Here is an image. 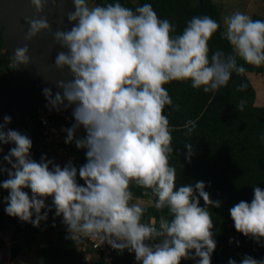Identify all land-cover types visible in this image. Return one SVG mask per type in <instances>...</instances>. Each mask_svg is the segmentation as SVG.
<instances>
[{
  "label": "clouds",
  "instance_id": "1",
  "mask_svg": "<svg viewBox=\"0 0 264 264\" xmlns=\"http://www.w3.org/2000/svg\"><path fill=\"white\" fill-rule=\"evenodd\" d=\"M31 2L43 12L47 0ZM72 2L75 10L66 13L71 28L54 33L56 43L66 49L57 53L54 64L61 72L67 69L71 79L56 81L62 92L53 94L45 87L43 93L57 111L74 106L75 123L65 129V143L86 149L87 162L77 168L71 162L61 167L47 157L35 161L33 141L18 130L5 131L12 117L4 116L0 144L15 145L0 161V172L9 177L0 184L9 190L5 212L38 227L48 217L42 209L52 210L45 202L51 197L55 215L63 217L75 242L81 237L98 239L120 252H134L142 264H181L197 257L196 264H211L217 243L207 206L220 207L221 202L210 199L203 181L177 186V170L170 164L173 129L165 108L178 111L180 106L173 105L165 85L190 80L193 88L203 87L207 93L226 86L233 73L246 72L237 57L264 66V20L240 11L226 17L221 36L232 52L217 50L210 56L209 41L220 29L210 16L192 17L177 35L175 24L161 19L150 3L133 10L118 0L103 6H91L89 0ZM28 24L29 41L51 30L47 17L30 18ZM29 51L28 45L15 49L14 67L31 63ZM246 87L241 84L237 91ZM245 105L241 100L237 109L243 111ZM81 127L86 135L76 138ZM195 127L189 120L186 134ZM185 148L190 162L192 143ZM3 161L11 167H3ZM78 175L84 185L77 182ZM133 184L145 189V195L150 190L155 208H167L171 218L161 215L158 227L155 221L143 222L146 208L133 202ZM230 214L237 231L257 241L264 238V189L255 187L252 201H240ZM229 264L237 261L230 259ZM240 264L264 261L248 255Z\"/></svg>",
  "mask_w": 264,
  "mask_h": 264
},
{
  "label": "trees",
  "instance_id": "2",
  "mask_svg": "<svg viewBox=\"0 0 264 264\" xmlns=\"http://www.w3.org/2000/svg\"><path fill=\"white\" fill-rule=\"evenodd\" d=\"M94 1L95 5L102 6L117 2V0ZM118 2L133 10L137 6L150 3L161 19H169L175 24L174 34L177 35L182 34L192 17L210 16L220 24V29L209 41V55L217 50L225 54L232 52L230 43L221 36L225 27L219 9L212 0H118ZM253 19L264 20V17L254 15ZM12 56V53L3 46L0 36V86L8 80L12 69ZM237 62L244 65L246 72L239 76L233 73L226 86L212 92H204L203 87L193 88L190 80H177L165 85L173 105L180 106L178 111H173L172 106L165 108V115L168 116L173 129L174 151L170 155V164L177 170V186L203 181L210 199L221 202L220 207L207 206L212 215L214 223L212 231L217 243L211 257L215 258L214 262L217 264H229L230 259H235L237 264H240L248 255L264 261V238L257 241L237 231L230 214V209L240 201L249 203L252 201L255 187L264 189V106L255 105V89L247 76L248 72L264 74V66L246 64L239 57ZM241 84H246V89L237 91ZM241 100L246 101L243 111L237 109V104ZM30 114L31 111L28 112V115ZM189 120L196 122L191 135L186 134V124ZM85 135L84 129L76 132V138ZM186 143H192L194 149L190 162L187 158ZM66 147L74 156V166L79 168L87 162L86 149L77 148L74 142L67 143ZM8 178L6 172H0V184ZM77 182L85 184L79 175ZM24 190L28 192L30 189ZM131 190L133 199L149 198L153 201V205L144 207L146 212L142 218L143 222L148 223L153 218L158 227L161 215L171 218L167 208L161 210L155 208L156 198L150 194V190H147L149 195H145L146 190L135 184L131 185ZM8 195L9 190L0 187V232H10L9 260L14 259L23 250H29L37 233L57 229L56 239L43 248L42 264H105L102 261L82 260L76 243L67 236L65 229L60 228L63 217L55 215L52 198H49L48 205L52 210L42 209V212H48V219L41 221L37 227L5 212L7 203L4 197ZM200 206H206L202 197ZM192 251L194 254V250ZM133 257L134 252L127 249L119 251L114 264H127ZM198 259L197 257L196 260ZM184 263L185 259L181 261V264ZM0 264L6 263L0 260Z\"/></svg>",
  "mask_w": 264,
  "mask_h": 264
},
{
  "label": "water",
  "instance_id": "3",
  "mask_svg": "<svg viewBox=\"0 0 264 264\" xmlns=\"http://www.w3.org/2000/svg\"><path fill=\"white\" fill-rule=\"evenodd\" d=\"M55 2L51 4L47 0L43 12H37L31 0H0V36L3 46L13 55L17 47L28 45L31 57V63L28 65L14 67L11 62L12 69L8 80L0 86V95L8 96L5 111L0 109V123L3 122L4 116L12 117V122L6 125L5 131L18 130L27 135L26 114L35 109L45 108L49 104L43 89L50 87L53 94L62 92L56 86V81L71 79L67 69L61 72L54 64L57 53L66 51L56 43L54 33L57 30L71 28L72 23L68 21L66 13L74 11L75 7L72 0H55ZM42 16L47 17L51 30H44L32 40H26L25 35L30 27L28 20ZM72 107L65 110L61 106L59 111L56 108L51 109L55 112L72 113ZM31 140L33 141L31 158L40 162L42 152L38 136L35 135ZM14 146L12 143L0 144L3 148L0 161Z\"/></svg>",
  "mask_w": 264,
  "mask_h": 264
},
{
  "label": "built area",
  "instance_id": "4",
  "mask_svg": "<svg viewBox=\"0 0 264 264\" xmlns=\"http://www.w3.org/2000/svg\"><path fill=\"white\" fill-rule=\"evenodd\" d=\"M31 112L32 114L28 115L27 113L25 116L26 133L30 139L35 135L38 136L42 157H47L48 160L53 161L54 164H59L61 167L69 162L75 165L74 156L65 143L67 136L65 129L75 123L72 113L55 112L51 108L35 109ZM3 167L10 168L11 165L7 161H3ZM61 227L67 231L63 218L61 219ZM67 236L69 237L68 231ZM75 243L82 260L85 262L102 261L105 264H114L115 257L119 253V250L113 249L107 242L102 243L98 239L94 240L90 237H81L80 241ZM127 264H142V262L136 261L133 257Z\"/></svg>",
  "mask_w": 264,
  "mask_h": 264
},
{
  "label": "rangeland",
  "instance_id": "5",
  "mask_svg": "<svg viewBox=\"0 0 264 264\" xmlns=\"http://www.w3.org/2000/svg\"><path fill=\"white\" fill-rule=\"evenodd\" d=\"M219 9L220 18L222 23L224 24V19L236 11L243 12L248 14L253 18L254 15H259L264 17V0H212ZM91 6H95L94 0H89ZM247 76L250 79L252 86L255 89V105L264 106V74L262 73H252L248 72ZM8 96L0 95V109L1 111H5L6 103ZM46 109H50L49 106L45 107ZM82 127L77 131H82ZM30 191V190H29ZM29 193V192H28ZM49 203L50 201L47 199L46 201ZM48 219V217H47ZM46 221V220H44ZM42 221V222H44ZM6 239L5 234H3ZM36 243L34 248H31L30 252L21 255V264L25 262V264H42L41 256L43 257V247L42 245ZM0 259L5 260L7 264H13L12 260L8 259V251L7 248H0ZM215 258L211 257V264H217L214 262ZM29 262V263H28ZM41 262V263H40ZM196 261L194 259H185L184 264H195Z\"/></svg>",
  "mask_w": 264,
  "mask_h": 264
},
{
  "label": "crops",
  "instance_id": "6",
  "mask_svg": "<svg viewBox=\"0 0 264 264\" xmlns=\"http://www.w3.org/2000/svg\"><path fill=\"white\" fill-rule=\"evenodd\" d=\"M50 108V107H49ZM83 129V127H82ZM80 132V131H79ZM29 194H31V190L28 191ZM50 197H48L47 199L50 201L49 199ZM46 199V201H47ZM45 201V202H46ZM133 202H136V203H140L141 206L143 207H147V206H151L153 205V201L152 199H149V198H138V197H135L133 199ZM50 203V202H49ZM49 203L46 202L47 205H49ZM154 221L153 218H151L150 222ZM60 228L61 225H60ZM3 234H5L6 236V239L4 238ZM0 237L2 239V243L0 244V248H7V251H8V245L10 244V232L9 231H2L0 232ZM57 237V229L56 230H53V231H47V232H41V233H37L35 236H34V240L32 242V245H31V248H34V246L36 245V243H40L42 245V247H46V245L52 241H54ZM39 244V245H40ZM31 248L29 250H23L21 253H19L14 259H12L13 261V264H21V255L25 254V253H28L30 252ZM1 261L5 262V260H2L0 259ZM41 260H42V263H43V257L41 256ZM29 263V262H28ZM41 263V262H40ZM7 264V263H6ZM22 264H25V262H23Z\"/></svg>",
  "mask_w": 264,
  "mask_h": 264
},
{
  "label": "bare ground",
  "instance_id": "7",
  "mask_svg": "<svg viewBox=\"0 0 264 264\" xmlns=\"http://www.w3.org/2000/svg\"><path fill=\"white\" fill-rule=\"evenodd\" d=\"M49 2L51 3V4H55L56 2H53V0H49Z\"/></svg>",
  "mask_w": 264,
  "mask_h": 264
}]
</instances>
